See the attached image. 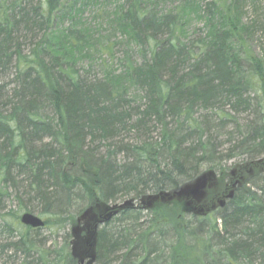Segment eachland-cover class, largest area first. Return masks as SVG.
<instances>
[{"label": "trees", "instance_id": "16d2710c", "mask_svg": "<svg viewBox=\"0 0 264 264\" xmlns=\"http://www.w3.org/2000/svg\"><path fill=\"white\" fill-rule=\"evenodd\" d=\"M113 1L109 25L135 45L141 61L129 48L117 58L115 42L101 43L98 50L118 60L123 73L95 78L94 66L79 62L97 42L95 26L81 15L98 0H0V76L9 79L0 83V194L24 175L46 228L57 231L82 226L78 221L85 210L97 213V206L113 205L120 197L143 200L118 213L128 224L108 230L111 218L98 230V264H112L116 251L122 253L115 264H264V100L244 97L254 83L264 91V64L250 57L256 80L241 70L242 58L233 47L244 28L241 7L221 1L217 6L219 0L207 4L199 11L208 35L194 42L184 32L180 6L164 11L146 0ZM124 80L143 95V109L132 104ZM226 102L245 109L253 105L256 113L250 134L222 151L210 130L213 117L202 112L211 109L219 116L218 104ZM227 120L220 116L219 126ZM154 122L160 141L122 145L128 152L123 161L116 159V141L100 153L102 142L111 145L122 131ZM243 155L232 170L226 166ZM205 171L216 179L204 198H188L191 206L185 197H161ZM231 191L233 197L226 199ZM150 196L158 199L144 208ZM16 198L20 210L10 214V222L4 218L9 236L20 225L19 213L32 211L20 192ZM39 231L23 229L0 248L24 254L21 264H76L73 236L42 249Z\"/></svg>", "mask_w": 264, "mask_h": 264}, {"label": "rangeland", "instance_id": "374dc122", "mask_svg": "<svg viewBox=\"0 0 264 264\" xmlns=\"http://www.w3.org/2000/svg\"><path fill=\"white\" fill-rule=\"evenodd\" d=\"M215 1L217 0H191L189 2H185V4L180 5V0H146L145 3L151 2V5L156 6L159 10L169 11L173 10V8L180 6L182 8L181 11H183V14H186V17H183L182 23H183V29L185 34L187 35V38L191 41L197 42L201 38H204L208 35L207 28L209 26H206V20L202 17L203 12H200L201 10H205L204 8L207 6V4H213L215 6ZM225 5L227 7H230L231 5H237L240 6L241 9H238V13L240 14L239 20L241 24L244 26L241 27V30H238L240 32L241 39L233 41V47L234 52L242 58V71H244V75H246L248 78H251L253 80H256V76L251 77L253 75V66L250 62V57L254 58H260L263 60L264 64V0H219L218 4L216 2V5L218 6L220 4ZM91 3V2H90ZM105 5V11L103 10ZM115 5V1L113 0H98V2H93V4H90L85 7L84 12L82 13V19L85 20L86 23L91 24L92 26H95L97 32L95 33V38L97 42L94 40L92 43V48L88 50L87 56L79 62L81 66H90L93 65L92 73L95 78H102L105 76V74L108 75H121L123 73V68L121 67L118 60H108L106 55L102 54L101 51H99V46L102 43L105 42H115L114 52L115 56L117 58L121 57V51L129 48L131 50V54L133 55L134 59L141 61V54L137 49H135L134 44H128L126 37L120 33L119 31L115 30L114 27L109 25V14L112 11L113 7ZM197 9V10H195ZM200 10V11H199ZM108 23V25H107ZM65 25H68L67 22H65ZM238 25V24H237ZM240 26V25H238ZM247 27V28H245ZM99 32V33H98ZM99 40V41H98ZM23 48L25 51H28L30 48V40L29 38L24 40ZM188 67V66H187ZM5 77V75L0 76V83L3 81H8ZM9 82V81H8ZM124 83V86L129 89L128 90V97H131L132 104L134 106H142V109L144 108V102L143 95L140 93L139 89L137 87L131 86L129 83H126V81H122ZM264 84V80H262ZM255 89H251L249 91H246L244 94V97L249 99L258 98L261 97L264 100V91L261 90L260 85H256L254 83L253 87ZM255 104V101H254ZM220 107L219 116H216V112L214 110H206L202 112V115L208 114L209 116L213 117L212 123L213 128L210 129L211 132H213V137L215 142L216 148H219L220 150L224 151V149H227L230 147V145L240 142L244 136H248L250 133H247V129L249 125L251 124V121L255 118V110L254 106H250L249 109H245L244 106H233V103L226 102V103H220L218 104ZM261 112V111H260ZM264 112V110H263ZM232 115V116H231ZM220 116H226L230 120H227L224 122L223 125H220ZM150 128L147 132L146 129ZM150 140H149V139ZM161 138V131L159 124L154 122L153 124L149 125L147 124L145 127L141 128H131V131H122L121 135L116 138V140H113L111 145L110 142H102L101 145H98L100 149V153L105 152L104 146H109L110 148H114V142L116 141V159L118 161H123L127 158L128 152L125 149H122L121 146H129L134 143H140L142 141H145V139H148L149 142H155L160 141ZM191 138V137H190ZM232 139V141H230ZM97 149V150H98ZM245 156L243 155L241 158H235L232 160H229L226 162V166H228L231 170L233 169V165L238 162L237 160L243 159ZM208 171H205L204 173H207ZM16 175V172H14V176ZM232 176V175H231ZM16 185H14V181H9L8 184L2 189L3 195L0 194V247L2 248L3 244H7L9 242H12L16 239V236L18 235V232H22L23 229L19 225L14 226V233L13 235L9 236V233L4 231L3 225L6 222H10V214H13L14 212H17L20 210V202L17 200L16 195L18 192L22 194V199L24 203L32 210L29 212H32L36 215H41L40 209L41 205L40 203H34L32 202L33 196L28 192L27 185L29 184V180L25 179L24 175L16 176ZM252 188V187H251ZM254 189V188H252ZM173 197L165 196L162 197L163 199L168 198L169 200H172V198H176L179 201V198L177 195L172 194ZM132 198V206L137 207L138 205H142L141 199L133 200L134 197L128 196V197H120L115 202H111V204H118L121 205L124 202L131 201ZM186 198V197H185ZM189 199L186 198V201L184 204L186 206H191V203L188 201ZM194 200V199H193ZM145 203L148 201L145 200ZM164 202V201H163ZM176 202V201H175ZM71 210H74V208H71ZM28 211V210H27ZM26 212L25 210L21 211L19 214ZM109 211H104L105 215L109 213ZM142 216L146 215V211L141 212ZM116 214L110 221L111 225L109 224L108 230H112V227L114 226H123L125 224H128V220L124 217L123 219H120L121 215L117 216ZM5 218V221H4ZM42 218L45 220L46 217L42 216ZM147 217H144L143 219L146 220ZM123 221V222H122ZM108 222V221H107ZM103 225L100 226L103 227ZM74 226L67 225L64 227V229L57 230H51V229H43L36 234V237L38 240L42 242L45 246H42V249H49L54 248L55 246H61L63 243L64 238L67 234H70V237H72V228ZM99 228V229H100ZM84 229L81 231V237L85 232V223L82 227ZM4 231V233H3ZM235 234H238V232H235ZM13 236V237H12ZM0 248V264H21L22 262H26V257L24 254L16 253L15 255L12 251V248H5L4 250H1ZM117 252V251H116ZM115 254H112L111 263L115 264V260L118 259L119 254L122 252H117ZM35 255V256H34ZM13 256V257H12ZM33 262L37 259L38 254L34 253L33 255ZM107 258H109V255H106ZM35 264V262H34Z\"/></svg>", "mask_w": 264, "mask_h": 264}, {"label": "water", "instance_id": "95a60500", "mask_svg": "<svg viewBox=\"0 0 264 264\" xmlns=\"http://www.w3.org/2000/svg\"><path fill=\"white\" fill-rule=\"evenodd\" d=\"M216 179L214 173L208 172L204 173L198 178H196L192 183L184 186L179 191L174 192V195H177L179 200L183 197L192 198L195 201H199L205 197L206 192L205 189L209 185L211 181ZM161 197L168 196V198L173 197L170 196L169 193L160 194ZM233 191H231L226 198H232ZM158 196L152 197V201H148L145 207H151L153 201L157 200ZM143 203V200H142ZM191 203V201L189 202ZM226 203V200H220L219 206L223 207ZM124 205H132V201H128L125 204H113V205H104L102 208L101 206H97V213L91 208L84 211L81 218L79 219L78 223L84 221L86 224V232L83 237H81L80 232L81 229L76 226L72 229L73 233V240H72V254L74 258L77 259V264H97V241H98V228L100 225L104 224L105 222L109 221L112 216L118 213L119 209H122ZM215 207V206H214ZM103 210H102V209ZM106 215H102L103 211H109ZM20 223L23 225L29 226L31 228H40L43 227L45 222L44 220L31 212H24L20 215Z\"/></svg>", "mask_w": 264, "mask_h": 264}, {"label": "bare ground", "instance_id": "6f19581e", "mask_svg": "<svg viewBox=\"0 0 264 264\" xmlns=\"http://www.w3.org/2000/svg\"><path fill=\"white\" fill-rule=\"evenodd\" d=\"M94 144H92L91 146H93ZM254 187H256V186H254ZM152 197H154V196H150V197H148L147 199L148 200H152ZM131 201H132V199H131ZM126 202H124L123 204H125ZM132 205H128V206H126V205H124V207L122 208V209H119L118 210V213L121 211V210H123L125 207L127 208V207H131ZM117 213V214H118ZM116 215V214H115ZM114 215V216H115ZM114 216H112V218L114 217ZM44 220V219H43ZM44 222H45V220H44ZM20 225L23 227V229H30V230H43V229H46V224H44V226L43 227H40V228H31V227H29V226H26V225H23L22 223H20ZM48 229V228H47ZM229 238V237H228ZM40 243L42 244V242H41V240H40ZM43 246H45L44 244H42ZM72 247H73V244L71 243V246H70V248H71V250H72ZM15 254V253H14ZM73 255V254H72ZM77 264V263H76Z\"/></svg>", "mask_w": 264, "mask_h": 264}]
</instances>
